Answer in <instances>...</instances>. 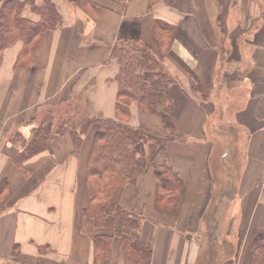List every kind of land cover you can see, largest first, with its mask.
<instances>
[{"label": "crops", "instance_id": "1", "mask_svg": "<svg viewBox=\"0 0 264 264\" xmlns=\"http://www.w3.org/2000/svg\"><path fill=\"white\" fill-rule=\"evenodd\" d=\"M54 1L63 23L45 32L35 62L16 65L19 41L0 66V264H96L81 216L97 122L78 148L65 124L46 148L23 161L21 153L48 110L55 125L117 118L113 47L127 38L158 50V20L173 34L163 62L175 78L174 126L136 102L128 123L159 140L152 161L186 190L163 208L154 166L133 165L113 201L141 216L151 264H262L253 242L264 232V0H97L104 7L95 17L79 0ZM24 15L39 19L30 7ZM124 263L114 235L103 264Z\"/></svg>", "mask_w": 264, "mask_h": 264}, {"label": "trees", "instance_id": "2", "mask_svg": "<svg viewBox=\"0 0 264 264\" xmlns=\"http://www.w3.org/2000/svg\"><path fill=\"white\" fill-rule=\"evenodd\" d=\"M124 4L127 0H113ZM78 5L91 17L100 10L97 0H79ZM30 7L39 16L33 20L24 15ZM63 23V17L54 0H4L0 6V66L4 52L17 42H22L16 65H31L35 62L42 38L49 29ZM155 40L158 50L139 40L121 38L115 43L111 57L119 63L116 80L119 90L116 102L117 118H83L54 123L52 110L44 113L41 123L34 128L32 138L24 145L20 161L44 149L65 124L70 126L71 135L78 148L82 135L92 122H97L89 160L88 182L91 190L89 205L81 216V229L89 234L95 244V263L103 264L111 254L114 235L121 236L124 243V264H151L152 246L141 242L142 218L113 201V194L119 185L129 181L133 165L154 166L158 184V200L161 207L174 209L186 190L184 179L170 168H159L152 161L159 140L144 135L141 130L128 123L130 104L136 102L142 109L161 115L168 129L174 126L170 113V88L175 83L174 76L168 72L163 62L165 51L173 39L170 26L158 20L155 24ZM147 145L143 154L141 150ZM143 146V148H142ZM112 229L113 234L99 232ZM253 248L259 252L264 264V232L259 234Z\"/></svg>", "mask_w": 264, "mask_h": 264}, {"label": "rangeland", "instance_id": "3", "mask_svg": "<svg viewBox=\"0 0 264 264\" xmlns=\"http://www.w3.org/2000/svg\"><path fill=\"white\" fill-rule=\"evenodd\" d=\"M66 131H68V129H65ZM213 165V164H212Z\"/></svg>", "mask_w": 264, "mask_h": 264}]
</instances>
